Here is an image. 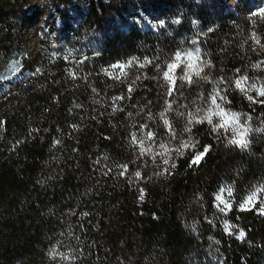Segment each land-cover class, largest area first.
Wrapping results in <instances>:
<instances>
[{
    "label": "trees",
    "instance_id": "obj_1",
    "mask_svg": "<svg viewBox=\"0 0 264 264\" xmlns=\"http://www.w3.org/2000/svg\"><path fill=\"white\" fill-rule=\"evenodd\" d=\"M91 1L49 0L60 27L53 37L48 26L31 54L28 23L41 3L0 0V264H264V193L239 207L264 186V6ZM191 46L203 70L185 81L181 64L168 95L163 72ZM214 88L248 115V146L205 120L193 123L195 148L161 155V143L190 139L189 113L207 108ZM229 187L233 206L221 212L215 194Z\"/></svg>",
    "mask_w": 264,
    "mask_h": 264
},
{
    "label": "snow or ice",
    "instance_id": "obj_2",
    "mask_svg": "<svg viewBox=\"0 0 264 264\" xmlns=\"http://www.w3.org/2000/svg\"><path fill=\"white\" fill-rule=\"evenodd\" d=\"M260 14L264 15V9L260 10ZM174 23H179V20H174ZM161 25H163L165 22L163 20H161L159 22ZM211 31V29H210ZM257 43H259V40L256 41ZM193 43H196V41H193ZM188 56V60L189 63L187 64V69L188 72L181 77L182 80L185 81H189L191 82V73L195 72V74L197 76L200 75V72L203 70L197 63V57L193 56L191 52L187 53ZM180 58H181V53L177 52L176 53V60L170 64L167 65L168 71H164L163 72V78L169 82L170 84V89L168 91V95H171L172 92H174L176 90L175 88V77L173 75V71L179 67L180 64ZM148 63H151V61H148ZM129 65L132 64V61L128 62ZM258 66V65H256ZM119 67L124 68L125 65H120ZM39 71V70H37ZM223 79V78H221ZM237 85L240 86L241 85V81H236ZM129 91H132L131 86L129 87ZM220 89L219 88H214L213 93L211 94V103L210 105L205 108V109H201V108H197L195 113H189L190 119L187 121V123L185 124L183 131L185 133H188L190 136V139L188 140H180L178 143V146L175 149H171L168 147L167 143H161L159 145V147L161 149H164L165 151L161 153V155H165L171 152H176L178 154H183V150L184 149H188V148H195V143L194 141L191 139V132H192V127H193V123H201L203 121H207L210 125H212V131H218L220 128H225L228 126H232L233 127V131L236 133V135L229 141V143L231 144H236L239 145L241 147L246 148L248 146V141L246 139V134L250 131H252L250 126H246L240 123V113H229L227 111H225V109L223 107L220 106V104L217 102L218 100H224L225 97L220 95ZM259 94L261 97H264V88H261L259 90ZM114 99H123V97H118V98H114ZM249 100H254L255 98L252 96H248ZM258 102H262L264 103V101H258ZM169 109H171V104H169L168 106ZM202 113V114H201ZM161 116H164V113H161ZM214 116H218L221 118V122L219 124H213V117ZM164 124L165 126L169 129V133L171 135L172 138L176 137V132L173 128L172 123L165 118L164 120ZM145 127H147V125H145ZM256 131H264V129H256ZM155 133L152 131H149L147 133V138L152 139L155 137ZM133 143H136L140 146V149L143 152H150L151 149L148 147H145L144 144V140L140 139L138 140L135 135H133ZM207 153V147H205L204 151H197L196 154L194 155L193 159H192V163L194 164H198L201 162V160L203 159V157L206 155ZM169 159H165L163 161V163L165 165L169 164ZM173 167H175V165H173ZM122 171H121V175L124 174L123 170L127 169V165H122L121 166ZM170 169L165 168L164 172H169ZM159 174V173H157ZM136 176H140L141 173L139 171H137L135 173ZM227 191L228 195L231 196L232 192H231V188H221L219 190L218 193L215 194V198L216 201L218 202L216 204V207L221 211H227L229 209L232 208V203L229 202L228 200H226L224 198V192ZM260 193H264V186H262L261 188H257L255 191L251 192L246 198L243 199V201L240 203L239 207L241 209H246L249 206L251 207H255L256 204L258 203V194ZM141 199H143V196H141ZM260 214L264 215V207H261L259 209ZM84 215H87V213H85ZM225 229L226 231L229 232V234H231V226L225 222ZM240 238H243L245 235L244 230H240L239 232Z\"/></svg>",
    "mask_w": 264,
    "mask_h": 264
},
{
    "label": "rangeland",
    "instance_id": "obj_3",
    "mask_svg": "<svg viewBox=\"0 0 264 264\" xmlns=\"http://www.w3.org/2000/svg\"><path fill=\"white\" fill-rule=\"evenodd\" d=\"M33 1L41 3V9L36 14H34L32 20L28 23L29 28H28L26 37H27V43H28V47H29V50H30L31 54L38 49V47L40 45L41 34L43 33V31L45 29H47L48 26L51 27V29H52L53 37H55V33H56L55 27L56 28L60 27L59 23L56 24V21H57L56 18H58L57 17L58 14L55 11H53V10L50 11L49 7L47 6V2L49 0H33ZM79 1L82 4V6L85 5L84 2L86 0H79ZM93 1L94 0H92L91 2H93ZM102 1L104 2V1H108V0H102ZM131 1H135L136 3H138L137 0H131ZM253 1H255L254 3H255V6H257V8H262L264 6V0H253ZM144 2L146 3L145 6L150 5V3H148V2H146L144 0H142V2H140V4H143ZM227 2H228L226 4V8L227 9H233L235 7L234 6V2H236V0H227ZM88 8H89V6H88ZM140 8L141 7L139 6V8H137V11ZM89 10H88V13H89ZM135 11H136V9H135ZM145 11H147L148 13L151 12L152 16L153 17L155 16V12L152 9L148 8V9H145ZM169 11L170 10L167 11V14L170 13ZM88 13H87V18H88ZM151 13H150V15H151ZM75 18L76 17H72L71 16V18H70L71 24H73L72 22H74ZM162 20H163V18H162ZM130 23L131 22H130L129 18L127 17L126 24H124V29L123 30L126 31L127 28L130 27ZM71 24L69 26H72ZM110 31L112 32V29ZM71 35H73V34H71ZM197 49L199 50L198 47L191 46V49H189L188 51H186L184 53H181L179 66L181 64H183V63H189L188 56H187V53H189V52H191L193 56L197 57L196 62L197 61H203L201 51L199 50L198 55L196 54V50ZM177 68L173 71V75L175 77V80H176V77H177V73H176ZM238 80L241 81V85L240 86L237 85V87L242 90L245 87V85H246V80L244 78H238ZM218 103L220 104L221 107H223L225 109V111H227L229 113H233V112L234 113H240L241 114L240 118H239L240 119V123L243 124V125L249 126L248 123H247L248 122V115L246 113H244L242 111H239V110L232 109V108H230L228 106H225L224 104H222L220 102H218ZM214 117L216 118L218 123L221 122V118L220 117H218V116H214ZM224 129L227 130L228 132H230L233 137L236 135V133L233 131V127L231 125L228 126V127H225ZM248 133L246 134V139L247 140H248Z\"/></svg>",
    "mask_w": 264,
    "mask_h": 264
},
{
    "label": "clouds",
    "instance_id": "obj_4",
    "mask_svg": "<svg viewBox=\"0 0 264 264\" xmlns=\"http://www.w3.org/2000/svg\"><path fill=\"white\" fill-rule=\"evenodd\" d=\"M198 53H199V50L197 49V50H196V54L198 55Z\"/></svg>",
    "mask_w": 264,
    "mask_h": 264
}]
</instances>
